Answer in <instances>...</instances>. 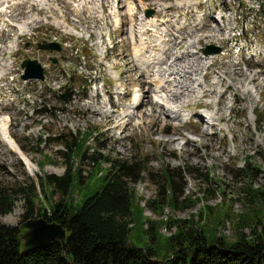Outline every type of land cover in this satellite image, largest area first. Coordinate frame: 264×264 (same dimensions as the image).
I'll use <instances>...</instances> for the list:
<instances>
[{"label":"rangeland","instance_id":"374dc122","mask_svg":"<svg viewBox=\"0 0 264 264\" xmlns=\"http://www.w3.org/2000/svg\"><path fill=\"white\" fill-rule=\"evenodd\" d=\"M42 1V4L37 2V7L25 2L28 6L23 4L11 19V9L5 10L0 20V45L6 47L1 51L0 59L6 56L12 63L0 77V107H3L0 122L9 124V135L5 131L0 132V187L14 189L33 183L37 194L35 206L42 212H49L52 202L57 201L60 194L57 191L51 193L53 190L49 188L43 190L38 178L44 174H64L67 167L66 143L71 144L73 136L84 134V138L79 139V156L71 155L68 163L72 170L80 169L85 177L84 183L76 185L70 194L74 199L73 209L79 208L101 183L95 175L88 177L96 163L90 156H95L102 160L103 170L109 165L105 157L144 161L145 169L130 185L135 201L143 206V215L148 220H186L193 217L200 225L204 217L216 224L215 217L218 214L222 216L229 206L233 216L256 210L257 202L250 204L244 200V188L249 181L248 185L252 184L254 188L264 186V13L258 6L259 2L264 4V0H190L199 3L198 8L177 7L178 0L146 1L144 12H149L150 17L159 18L157 6L167 4L172 10L169 12L171 21L176 20L172 21L173 25L183 26L171 38L164 36L159 27L151 38L161 37L167 47H175L173 50L161 49L166 51L162 55L164 67L175 56L174 53L183 54L177 58L176 67L185 65L186 70H178L177 76L181 71V81L187 82L193 91L190 96L188 90L182 94L188 104L184 108L187 119L182 123L168 118L165 109L157 103L159 100L153 91L155 85H148V81L158 75L145 77L133 67L128 27L136 28L138 18L136 14L133 21L128 17L126 0L120 2L117 9L122 14L119 15L120 30L115 28V19L112 22L109 5L117 6L113 0L110 3L96 0L98 5L102 2L105 6L107 4V10L102 14L100 10L92 11L87 4L76 8L75 0ZM47 4L51 5L49 10ZM75 9H78V14ZM181 12H188L182 25L179 20ZM218 13L224 19L222 23L219 21L222 26H215ZM21 19L29 21L27 26L34 19L36 22L33 28L24 32L18 27ZM6 27L7 31L2 30ZM223 27L226 30L218 29ZM230 30L233 37L236 34L233 40L229 36ZM211 34L214 37H205ZM173 37L178 38L177 41ZM199 38L201 40L195 48L203 49L208 44L220 47V52L214 54L205 70L202 49L192 54L184 52L189 42ZM43 40L60 45V52L52 53L58 58L57 65L52 66L46 53L40 52V60L47 65L45 84L22 80L21 60L28 57L30 51L34 52L36 44ZM150 43L154 45L155 40ZM154 48L157 52V46ZM193 61L199 65L191 69L186 64ZM238 70L253 76V80L247 83L243 74H235ZM196 79L201 80L197 84H202L199 90L193 89L197 87L194 85ZM177 82L175 85H179L182 91L180 87L183 84L180 80ZM155 83L160 84V80ZM137 86L141 94L147 92L149 101H145L141 108H129L133 105L131 102ZM64 87L71 90L66 100L59 96ZM242 88L251 89L253 95L246 98ZM116 90L123 91V95L116 96ZM113 101L117 107L110 109ZM94 108L115 111L111 117L103 119ZM129 110L133 116L127 117L128 123L120 124V114ZM142 113L145 116L141 119ZM85 146H88L87 153L81 159ZM243 168L253 175L242 171L235 173ZM164 173L174 180L176 198L191 197L190 201L186 200L191 207L184 210L166 207L158 216L147 206L146 201L156 197L157 183L165 178ZM23 203L22 197H17L12 211L0 215V222L11 226L20 224L23 221ZM199 212L201 218L197 216ZM165 228L163 224L160 226V237L175 231L174 227L171 230ZM215 231L217 236L233 240L231 220L224 219ZM145 242L138 226L134 227L128 243L143 246Z\"/></svg>","mask_w":264,"mask_h":264},{"label":"trees","instance_id":"16d2710c","mask_svg":"<svg viewBox=\"0 0 264 264\" xmlns=\"http://www.w3.org/2000/svg\"><path fill=\"white\" fill-rule=\"evenodd\" d=\"M82 138L84 134L73 136L71 144L66 143L67 167L64 174H44L38 178L43 190L49 188L53 190L51 193L57 191L60 194L59 199L52 202L49 212H42L35 206L37 194L33 183L14 189L0 187V215L11 212L14 201L21 196L24 201L23 220L42 216L64 226V248L59 241H54L48 248L21 253L23 231L18 225L0 222V264H264V186L254 188L252 184L248 185L249 181L244 188V200L250 204L257 202L256 210L233 216L229 206L222 216L218 214L215 217L216 224L204 217L200 225L193 217L186 220H148L143 215V206L135 201L130 185L139 179L140 171L145 169L144 161L105 157L109 165L103 170L102 160L90 156L96 163L88 177L95 175L101 183L79 208L73 209L74 199L70 194L76 185L84 183L85 177L80 169L72 170L68 163L71 155L79 156L78 145ZM87 149L88 146H85L81 159L86 156ZM240 171L253 175L245 168L235 173ZM163 177L162 182L157 183L156 197L147 200V206L158 216L166 207L180 210L191 207L186 202L191 197L176 198L174 180L165 173ZM207 209L210 210V207L207 206ZM197 216L201 218V213ZM224 219L231 220L234 225L233 240L216 235V227ZM162 224L169 230L174 227L175 231L160 237L158 230ZM136 226L146 239L143 246L128 243Z\"/></svg>","mask_w":264,"mask_h":264},{"label":"bare ground","instance_id":"6f19581e","mask_svg":"<svg viewBox=\"0 0 264 264\" xmlns=\"http://www.w3.org/2000/svg\"><path fill=\"white\" fill-rule=\"evenodd\" d=\"M40 2L41 4L43 3L42 0H0V20L1 19V16L4 15V11L6 10H9L11 9V12L9 14V19L11 18H14L13 17V14L14 12H16L20 7L23 6V4H25V2H27L30 6H33V7H37L38 3L37 2ZM53 1V0H52ZM107 3H110L111 0H105ZM114 3H116V7L112 4L109 5V8H111V12L110 13H113L115 12L118 8H120L119 4L120 2L123 1V3L125 2V0H113ZM146 1L148 0H138V3L141 4L142 6L144 5H147L146 4ZM46 2V1H45ZM75 2L77 3V6L75 5L76 3H74V5L76 6V8H79L81 5L83 4H87V7L91 8V10H100L101 11V14L104 13L106 10H107V4L106 6L103 4L102 2V5H98L96 0H75ZM84 2V3H83ZM48 3V1H47ZM196 5V3L194 1H190V0H178L177 3H176V6L178 7H183V6H190V5ZM199 4V3H198ZM26 5V4H25ZM44 5V4H43ZM28 6V5H26ZM51 5L47 4V7ZM126 8H127V15L128 17L133 21L134 20V16L135 14L134 13V8H135V5L133 3L132 0H126ZM199 6V5H198ZM50 7H48L47 9L49 10ZM26 8V7H25ZM44 8V7H43ZM171 7L170 6H167V4H159L157 6V10L159 9L160 11H158L157 13H159L160 17L159 18H156V17H149L147 16V14H139L137 15V25H136V28H131V27H128L129 28V38L131 40V44H132V55H131V58L133 61H132V64H133V67H135V69L137 71H140L142 75H144L145 77L147 76H152L153 75H158L157 78L153 79L152 80H149L148 81V85L152 86V85H155V94H156V97H158V104L161 105L165 110V114L168 118L172 119V120H175L176 122L178 123H181L183 121H185L186 119V113L184 112V106L186 105V100L187 99H184L183 98V93H185L187 90L189 91V96H190V92H192L193 90L190 89V86L187 82L185 81H181V78H182V74H181V71H180V76H177L179 75V72L178 70L180 69H185V65H182L180 66V68H177L176 65H177V58L182 56L183 54L182 53H174L173 55H175L172 60L170 61H167L169 64L166 65L165 67L163 66V63H164V57L162 56L163 54H165L166 51H163L161 49H167V48H171L170 50H173L175 49L174 46H169L167 47L166 45V41H164L165 39H162L161 37H155V42L157 43V49L158 51L156 52L155 51V44H151L150 41H154V39H151L152 36H153V32H155L156 29H158L159 27H161L163 29V33L164 35L166 34L168 37L171 38L172 35H177L176 32L179 31L180 28H177L174 32H173V20L171 21V18H169V12L171 11L170 9ZM184 8V7H183ZM182 8V9H183ZM194 8V7H193ZM24 9V8H23ZM21 9V10H23ZM28 9V7H27ZM53 9V8H52ZM26 10V9H25ZM31 10V9H30ZM76 12L78 9H75ZM36 11V10H35ZM29 12V11H28ZM32 12H34L32 10ZM126 12V11H125ZM40 13V12H39ZM78 14V12H77ZM173 14V13H172ZM188 12H184L180 14L181 16V20H183L186 16H187ZM190 14V13H189ZM150 15V14H149ZM67 16V15H66ZM218 16V19L216 20V25H219V26H222L223 24H220L218 23L219 21H224L223 17L220 16V14L218 13L217 14ZM67 18V17H66ZM176 18V17H175ZM8 19V20H9ZM234 17H231V20H233ZM180 20V19H179ZM178 20V21H179ZM4 21V20H3ZM176 21V20H175ZM177 21V22H178ZM27 22H29L28 20H20L19 23H21L18 27L19 28H23L22 31L25 32V30L27 29H31L33 28V24L36 22V19L32 20L29 25L27 26ZM38 23V22H37ZM60 24V23H59ZM58 24V25H59ZM66 24V23H64ZM176 25V24H175ZM214 25V24H213ZM178 27V26H177ZM218 27V26H217ZM13 28V26H12ZM160 28V29H161ZM218 29H224L223 28H218ZM181 30V29H180ZM226 30V28L224 29ZM234 30V29H233ZM160 31V30H159ZM162 31V30H161ZM232 30L228 31L229 32V36L232 38V33H231ZM27 32V31H26ZM223 32V31H222ZM219 33V32H218ZM221 33V32H220ZM2 34V33H1ZM0 34V36H1ZM161 34V33H160ZM218 35V34H217ZM207 36H213L214 37V34L212 35H206L205 37ZM228 36V37H229ZM164 37V36H163ZM176 37H179V36H176ZM174 39V41H177L178 38ZM217 37V36H216ZM235 37V36H234ZM233 37V38H234ZM135 38V42H133ZM232 38V40H233ZM182 39V38H180ZM168 40V39H167ZM201 38H199L198 40H194V41H191L193 42L191 44V42L188 43V46L186 47V50L184 51L185 53H194V52H197L198 48L199 47H196L195 48V44L198 42H200ZM1 42V41H0ZM175 45L177 42H174ZM7 46V45H6ZM6 47L0 45V53L1 51H3ZM10 48V47H9ZM13 48V47H12ZM6 50V49H5ZM4 50V51H5ZM172 54V53H171ZM202 54V53H201ZM188 55V54H187ZM194 55V54H193ZM217 55V54H216ZM203 58H205V62H203V70H205L207 67H208V64H210V60L214 57V54H210V55H204L202 54ZM10 57V56H9ZM10 60V59H9ZM200 61V60H199ZM165 62V63H167ZM176 62V63H175ZM201 62V61H200ZM174 63V64H173ZM181 63V61H180ZM9 64H12V63H9L8 61V58L6 56H3L1 59H0V68H1V71H0V75L2 74V72H4V70H6L7 66ZM186 64V62H185ZM199 65V63H195V61H193L192 63H187L186 65H188L189 67L192 68H195V66ZM238 64V63H237ZM255 66V65H254ZM186 70V69H185ZM262 76H264V71H262ZM139 73V72H137ZM201 73V72H200ZM224 73V72H223ZM253 73V72H252ZM140 74V75H141ZM234 74V73H233ZM235 74H243V76H245V81L247 83L251 82L253 80V76L245 73L243 70H238L237 73L235 72ZM255 74V73H254ZM5 76V75H4ZM202 76V75H201ZM242 76V75H241ZM260 76V75H259ZM1 77V76H0ZM144 77V78H145ZM179 77V79H178ZM203 77L205 78L206 77V74L203 73ZM244 78V77H243ZM257 79V77L255 78ZM160 80V84L158 83H155V81H158ZM177 80H180V83H182L183 85H181L180 89H182V91L179 90V85H175V82H177ZM191 80V79H190ZM197 80V79H196ZM235 80V79H234ZM201 81V80H200ZM200 81H196L194 83L195 86H197V84L200 82ZM238 81V80H236ZM235 81V82H236ZM146 82V81H145ZM230 82V81H229ZM244 82V83H246ZM256 82V80H255ZM144 83V82H142ZM147 83V82H146ZM178 83V82H177ZM227 83V82H225ZM228 84V83H227ZM147 85V84H146ZM202 84H199L196 88H193V89H197L199 90V88H202L201 87ZM237 86V85H236ZM255 86V85H254ZM263 86V85H262ZM229 87V86H228ZM240 87V86H239ZM258 87H259V84H258ZM263 88V87H262ZM148 90V89H147ZM152 90V88H151ZM224 90V89H223ZM239 90V89H238ZM244 90V91H242ZM242 92L245 93V96L246 98H250V96H252V90L249 89V88H242ZM117 91V90H116ZM116 91L114 93H116ZM121 91V90H120ZM141 89H139V87L137 86V88L135 89V95L133 96V99H132V102L131 106H129V108H141L143 107V105L145 104V101H149V98H148V95H147V92H143V94L140 93ZM146 91V90H145ZM234 91V90H233ZM137 92V94H136ZM152 92V91H150ZM225 92V91H224ZM194 93V92H193ZM188 94V92H187ZM205 94V93H204ZM144 95V96H143ZM151 95V93L149 94ZM185 95V94H184ZM116 96L119 97V94H116ZM222 96H223V93H222ZM143 97V98H142ZM250 100V99H249ZM252 100V99H251ZM152 101V99H151ZM153 102V101H152ZM150 103V102H149ZM152 104V103H151ZM123 105V104H122ZM130 105V103H129ZM150 105V104H149ZM198 106V105H197ZM117 107V106H116ZM187 107V106H186ZM2 109L3 107H0V113H2ZM94 111L100 115H102L103 119H107L109 117H111V114L115 111V110H102V111H98L97 108H94ZM130 111V110H129ZM163 112V111H162ZM135 114V112H134ZM121 118L119 119L120 120V124H124V123H128L129 120L127 119V117H131L133 116V113L130 111V112H122L121 114ZM136 116V115H135ZM145 116V114L142 113V115L140 116V118L142 119L143 117ZM6 120L7 122H9V116L7 115L6 116ZM210 118V116H209ZM102 121V120H101ZM111 122V121H110ZM118 123V125H119ZM117 126V125H116ZM212 126V125H211ZM9 127V124H6V123H3V122H0V132H3L5 131L8 135H9V130H7ZM3 134V133H2ZM1 139V138H0ZM2 140V139H1ZM172 140V139H171ZM6 142H7V139H6ZM5 143V142H4ZM9 144V143H8Z\"/></svg>","mask_w":264,"mask_h":264},{"label":"water","instance_id":"95a60500","mask_svg":"<svg viewBox=\"0 0 264 264\" xmlns=\"http://www.w3.org/2000/svg\"><path fill=\"white\" fill-rule=\"evenodd\" d=\"M37 48L47 49L49 52L53 50H60V46L55 44L39 43ZM220 51L219 47L210 45L204 49V53L210 52L217 53ZM56 61V59H53ZM21 67L24 68V73L21 75L23 79H43L44 68L35 59H25L21 62ZM68 90L61 96L66 100L68 96ZM21 233L22 248L21 253H27L36 249H45L52 245L54 241H59L64 248V242L66 239V230L61 223L50 222L44 217H32L24 219L19 225Z\"/></svg>","mask_w":264,"mask_h":264}]
</instances>
